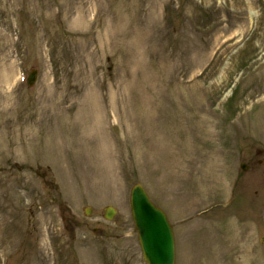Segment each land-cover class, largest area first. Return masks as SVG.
I'll return each instance as SVG.
<instances>
[{"label":"rangeland","instance_id":"obj_1","mask_svg":"<svg viewBox=\"0 0 264 264\" xmlns=\"http://www.w3.org/2000/svg\"><path fill=\"white\" fill-rule=\"evenodd\" d=\"M135 183L176 264H264V0H0V264H146Z\"/></svg>","mask_w":264,"mask_h":264},{"label":"water","instance_id":"obj_2","mask_svg":"<svg viewBox=\"0 0 264 264\" xmlns=\"http://www.w3.org/2000/svg\"><path fill=\"white\" fill-rule=\"evenodd\" d=\"M35 74L30 76L33 82ZM132 210L140 242L149 264H175V239L166 214L149 199L140 184L132 189ZM109 211V218L113 215Z\"/></svg>","mask_w":264,"mask_h":264},{"label":"bare ground","instance_id":"obj_3","mask_svg":"<svg viewBox=\"0 0 264 264\" xmlns=\"http://www.w3.org/2000/svg\"><path fill=\"white\" fill-rule=\"evenodd\" d=\"M84 17H85V15L84 14H78V20H82V19H84Z\"/></svg>","mask_w":264,"mask_h":264}]
</instances>
